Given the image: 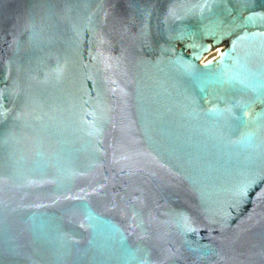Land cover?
Returning a JSON list of instances; mask_svg holds the SVG:
<instances>
[{"label": "water", "instance_id": "obj_1", "mask_svg": "<svg viewBox=\"0 0 264 264\" xmlns=\"http://www.w3.org/2000/svg\"><path fill=\"white\" fill-rule=\"evenodd\" d=\"M0 264H264V0H0Z\"/></svg>", "mask_w": 264, "mask_h": 264}, {"label": "rangeland", "instance_id": "obj_2", "mask_svg": "<svg viewBox=\"0 0 264 264\" xmlns=\"http://www.w3.org/2000/svg\"><path fill=\"white\" fill-rule=\"evenodd\" d=\"M233 37H234V36H231V37L227 38V37L224 36V37H223L218 43L212 41L211 44H210V46H209V48H210L214 53L209 57L208 61L214 59L215 57L217 58V57H218V54H215V51H216L217 49H219V48H222L223 50L226 49V48L230 45L231 40H232ZM195 44H196V43H195ZM184 45H188V49H186V52H187V53H192V52L194 51V49H195L196 47H198V44H196L192 49H190V47H189L190 42L187 43V44H184ZM184 45L180 46V48H182ZM214 106H215V102H214L213 99H212L209 108L214 107ZM260 109H261V107H257V109L255 110V112H254V114H253V116H252V118H251V121H250L251 123H253L252 119L254 118L255 114H256ZM249 130H250V131H256V128H255V126H254L252 129L249 128Z\"/></svg>", "mask_w": 264, "mask_h": 264}, {"label": "flooded vegetation", "instance_id": "obj_3", "mask_svg": "<svg viewBox=\"0 0 264 264\" xmlns=\"http://www.w3.org/2000/svg\"><path fill=\"white\" fill-rule=\"evenodd\" d=\"M244 16H246V13L242 16V17H244ZM231 18H233V16H231ZM225 22H226V20H225ZM227 23H228V21H227ZM225 26H235V28L238 30V27H237V23H234V21H233V23H231V22H229V25H225ZM234 31V30H233ZM186 48V47H185ZM223 50V49H222ZM215 59V58H214ZM214 59H212V60H214ZM212 60H210V61H212Z\"/></svg>", "mask_w": 264, "mask_h": 264}, {"label": "bare ground", "instance_id": "obj_4", "mask_svg": "<svg viewBox=\"0 0 264 264\" xmlns=\"http://www.w3.org/2000/svg\"><path fill=\"white\" fill-rule=\"evenodd\" d=\"M221 52H222V48H219V49H217V50L215 51V54H218V56H219ZM215 59H216V57H215ZM215 59H214V60H215ZM214 60H212V61H207V63H209V62H213Z\"/></svg>", "mask_w": 264, "mask_h": 264}]
</instances>
